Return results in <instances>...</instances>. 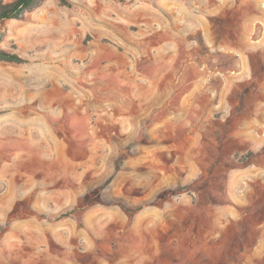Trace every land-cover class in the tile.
I'll list each match as a JSON object with an SVG mask.
<instances>
[{"label":"rangeland","instance_id":"1","mask_svg":"<svg viewBox=\"0 0 264 264\" xmlns=\"http://www.w3.org/2000/svg\"><path fill=\"white\" fill-rule=\"evenodd\" d=\"M69 1L0 25V264H264V0Z\"/></svg>","mask_w":264,"mask_h":264},{"label":"trees","instance_id":"2","mask_svg":"<svg viewBox=\"0 0 264 264\" xmlns=\"http://www.w3.org/2000/svg\"><path fill=\"white\" fill-rule=\"evenodd\" d=\"M46 0H15L13 2H6L0 0V25L8 20H25L26 14L40 7ZM61 5L66 7H73L69 0H58ZM124 2L125 0H118ZM0 61L23 64L27 61L18 54H13L5 51L0 46ZM62 215L61 217H66Z\"/></svg>","mask_w":264,"mask_h":264}]
</instances>
